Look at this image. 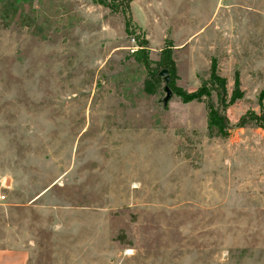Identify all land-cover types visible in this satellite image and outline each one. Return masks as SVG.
Listing matches in <instances>:
<instances>
[{
    "label": "rangeland",
    "instance_id": "obj_1",
    "mask_svg": "<svg viewBox=\"0 0 264 264\" xmlns=\"http://www.w3.org/2000/svg\"><path fill=\"white\" fill-rule=\"evenodd\" d=\"M0 0V248L27 264H264V0ZM138 42L149 66L136 58ZM172 92L162 104L160 50ZM216 61L209 98L183 101Z\"/></svg>",
    "mask_w": 264,
    "mask_h": 264
},
{
    "label": "trees",
    "instance_id": "obj_2",
    "mask_svg": "<svg viewBox=\"0 0 264 264\" xmlns=\"http://www.w3.org/2000/svg\"><path fill=\"white\" fill-rule=\"evenodd\" d=\"M95 3L100 4L108 8L111 12H120L124 16V26L128 29L130 22V9L129 3L131 0H93ZM139 51L135 55L136 58L141 62V64L147 68L149 66V60L146 55V47L144 44L138 42ZM157 64L163 68H166L168 73L174 75L175 64L174 60L171 58V53L169 48H162L160 50V55ZM214 93L215 100L212 102L208 100L207 107V120L206 126L209 132L217 136H225L230 129L229 120L225 114V108L233 103L236 99L242 96V90L240 89V82L238 79L237 72L234 73L232 88L230 93H227L225 86V79L218 74L216 61L214 58L210 60L208 67V77L203 79L197 89L194 91H181L179 94L183 101H188L192 99L199 98H209L211 93ZM255 125L264 128V114L262 111L256 113L253 110H247L241 114L235 125L242 127L246 125Z\"/></svg>",
    "mask_w": 264,
    "mask_h": 264
},
{
    "label": "crops",
    "instance_id": "obj_3",
    "mask_svg": "<svg viewBox=\"0 0 264 264\" xmlns=\"http://www.w3.org/2000/svg\"><path fill=\"white\" fill-rule=\"evenodd\" d=\"M27 258L24 248H0V264H27Z\"/></svg>",
    "mask_w": 264,
    "mask_h": 264
},
{
    "label": "water",
    "instance_id": "obj_4",
    "mask_svg": "<svg viewBox=\"0 0 264 264\" xmlns=\"http://www.w3.org/2000/svg\"><path fill=\"white\" fill-rule=\"evenodd\" d=\"M159 75L163 76V81H164L163 90H164L165 94L162 97V104L165 105L167 103L168 99L170 98L171 94H172V92L168 86L169 75H168L167 69L162 68L159 71Z\"/></svg>",
    "mask_w": 264,
    "mask_h": 264
},
{
    "label": "built area",
    "instance_id": "obj_5",
    "mask_svg": "<svg viewBox=\"0 0 264 264\" xmlns=\"http://www.w3.org/2000/svg\"><path fill=\"white\" fill-rule=\"evenodd\" d=\"M5 199V194L0 192V202H2Z\"/></svg>",
    "mask_w": 264,
    "mask_h": 264
}]
</instances>
